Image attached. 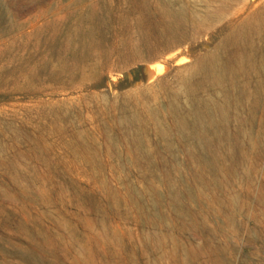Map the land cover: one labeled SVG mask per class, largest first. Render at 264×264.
Instances as JSON below:
<instances>
[{"label": "rangeland", "instance_id": "rangeland-1", "mask_svg": "<svg viewBox=\"0 0 264 264\" xmlns=\"http://www.w3.org/2000/svg\"><path fill=\"white\" fill-rule=\"evenodd\" d=\"M159 2L0 0V264H264L263 109L262 155L226 187L152 133L149 163L109 148L122 107L165 112L226 31L173 40Z\"/></svg>", "mask_w": 264, "mask_h": 264}, {"label": "bare ground", "instance_id": "bare-ground-1", "mask_svg": "<svg viewBox=\"0 0 264 264\" xmlns=\"http://www.w3.org/2000/svg\"><path fill=\"white\" fill-rule=\"evenodd\" d=\"M204 3L160 0L158 7L167 11L173 40H183L193 31L199 34L223 16L229 18L226 31L211 53L166 82L161 93L165 112L150 108L147 115L132 104L119 107L109 148L118 157L134 151L149 163L153 150L145 136L152 133L166 146L168 157L176 158L175 145L182 146L197 176L210 173L213 183L226 187L232 177H244L262 155V139L254 135L253 122L257 110H264V0ZM147 72L150 81L155 79L154 69ZM177 169L173 167V172Z\"/></svg>", "mask_w": 264, "mask_h": 264}]
</instances>
